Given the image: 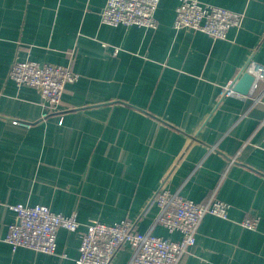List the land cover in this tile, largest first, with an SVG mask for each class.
I'll return each mask as SVG.
<instances>
[{
	"label": "crops",
	"instance_id": "1",
	"mask_svg": "<svg viewBox=\"0 0 264 264\" xmlns=\"http://www.w3.org/2000/svg\"><path fill=\"white\" fill-rule=\"evenodd\" d=\"M106 1L0 0V264H78L80 233L66 228L56 254L13 252L5 237L19 203L76 214L81 229L129 219L180 239L150 204L170 172L182 196L230 204L227 219L203 216L178 264H264V79L218 100L249 58L264 64V0H200L244 14L224 39L175 28L179 0H159L156 29L103 23ZM16 59L80 78L42 118L41 93L9 77ZM248 214L260 218L255 230L241 224ZM131 255L124 245L112 264Z\"/></svg>",
	"mask_w": 264,
	"mask_h": 264
},
{
	"label": "built area",
	"instance_id": "2",
	"mask_svg": "<svg viewBox=\"0 0 264 264\" xmlns=\"http://www.w3.org/2000/svg\"><path fill=\"white\" fill-rule=\"evenodd\" d=\"M158 4L159 0H107L101 10V20L113 26L137 25L156 29L159 25L156 17ZM243 18V13L226 7L200 0H179L174 27L202 31L215 39H224L231 27L241 28ZM247 71L255 76L251 93L258 81L264 79V64L251 57L245 63L241 75ZM9 77L17 86L27 85L41 93L44 106L42 118H46L59 109L67 84L79 80L80 74L68 65L16 59L11 65ZM240 77L223 86L218 100L226 96H246L234 89ZM261 97H254L253 104L261 101ZM23 123L32 126L31 122ZM261 126L264 129V118ZM171 174L161 180L150 204L158 209L155 224H161L169 232H179L181 238L178 240L156 235L151 230L140 231L135 222L129 219L115 223L94 221L81 229L82 224L76 214L66 215L41 204L19 203L11 206L16 216L8 225L5 241L13 252L26 247L56 254L58 230L66 228L80 233L81 244L76 259L78 264H112L115 255L124 245L132 249L129 264H178L181 256L195 244L203 216L208 213L227 219L230 204L217 198L199 202L182 196L171 189ZM259 222V216L248 214L241 224L255 230Z\"/></svg>",
	"mask_w": 264,
	"mask_h": 264
},
{
	"label": "water",
	"instance_id": "3",
	"mask_svg": "<svg viewBox=\"0 0 264 264\" xmlns=\"http://www.w3.org/2000/svg\"><path fill=\"white\" fill-rule=\"evenodd\" d=\"M254 81L255 76L251 72H244L239 80L235 83L234 89L242 94L247 95L250 93Z\"/></svg>",
	"mask_w": 264,
	"mask_h": 264
}]
</instances>
